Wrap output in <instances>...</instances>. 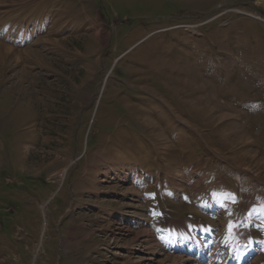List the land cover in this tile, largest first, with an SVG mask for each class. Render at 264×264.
<instances>
[{
  "label": "rangeland",
  "instance_id": "374dc122",
  "mask_svg": "<svg viewBox=\"0 0 264 264\" xmlns=\"http://www.w3.org/2000/svg\"><path fill=\"white\" fill-rule=\"evenodd\" d=\"M240 205L264 223V0H0V264H193L167 220L221 243Z\"/></svg>",
  "mask_w": 264,
  "mask_h": 264
},
{
  "label": "bare ground",
  "instance_id": "6f19581e",
  "mask_svg": "<svg viewBox=\"0 0 264 264\" xmlns=\"http://www.w3.org/2000/svg\"><path fill=\"white\" fill-rule=\"evenodd\" d=\"M98 34H99V36L102 35L104 38H106V33L103 31V28H99Z\"/></svg>",
  "mask_w": 264,
  "mask_h": 264
}]
</instances>
